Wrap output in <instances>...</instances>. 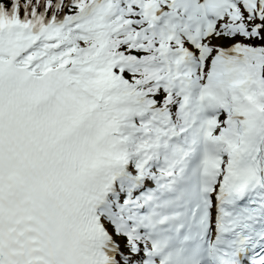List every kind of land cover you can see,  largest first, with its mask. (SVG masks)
I'll use <instances>...</instances> for the list:
<instances>
[{
	"label": "snow or ice",
	"instance_id": "1",
	"mask_svg": "<svg viewBox=\"0 0 264 264\" xmlns=\"http://www.w3.org/2000/svg\"><path fill=\"white\" fill-rule=\"evenodd\" d=\"M0 264H264V0H0Z\"/></svg>",
	"mask_w": 264,
	"mask_h": 264
}]
</instances>
